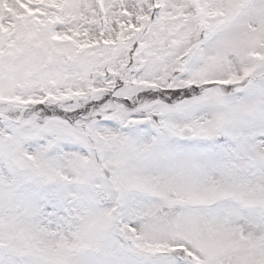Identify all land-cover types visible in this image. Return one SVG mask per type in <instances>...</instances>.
Instances as JSON below:
<instances>
[{"label":"snow or ice","instance_id":"6c2138e0","mask_svg":"<svg viewBox=\"0 0 264 264\" xmlns=\"http://www.w3.org/2000/svg\"><path fill=\"white\" fill-rule=\"evenodd\" d=\"M0 264H264V0H0Z\"/></svg>","mask_w":264,"mask_h":264}]
</instances>
